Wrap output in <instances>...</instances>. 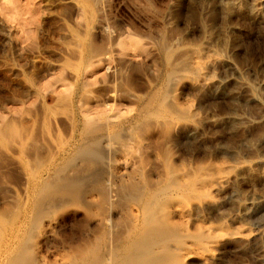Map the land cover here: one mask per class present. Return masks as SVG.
<instances>
[{"label": "rangeland", "instance_id": "374dc122", "mask_svg": "<svg viewBox=\"0 0 264 264\" xmlns=\"http://www.w3.org/2000/svg\"><path fill=\"white\" fill-rule=\"evenodd\" d=\"M146 200L144 264H264V0H0V251L128 264Z\"/></svg>", "mask_w": 264, "mask_h": 264}, {"label": "bare ground", "instance_id": "6f19581e", "mask_svg": "<svg viewBox=\"0 0 264 264\" xmlns=\"http://www.w3.org/2000/svg\"><path fill=\"white\" fill-rule=\"evenodd\" d=\"M92 124V123H91ZM94 125H96V124H94ZM95 129V128H94ZM102 141V140H101ZM94 143H95V141H94ZM95 145H97V144H95ZM21 147V146H20ZM94 147H96V146H94ZM90 148V147H89ZM90 150H92V149H90ZM93 151V150H92ZM91 151V152H92ZM90 152V151H89ZM94 152V151H93ZM84 153V152H83ZM94 153H97V152H94ZM94 153H91V155H93ZM83 155H86V153H84ZM89 155V154H88ZM94 156V155H93ZM91 157V156H90ZM96 157V156H95ZM94 158V157H93ZM99 158V157H98ZM262 162L261 161H257V162H255V164L256 165H259V164H261ZM103 164V163H102ZM31 165V164H30ZM251 165V164H250ZM248 167V166H247ZM74 169V168H73ZM99 169V168H98ZM245 172H246V170H245ZM30 173V172H29ZM95 173H97V172H95ZM219 173H221V172H219ZM219 173H217V174H219ZM261 173V172H260ZM31 174V173H30ZM172 177H174V176H172ZM176 177V176H175ZM31 178V177H30ZM56 178V177H55ZM100 178V177H99ZM110 178V177H109ZM217 180H219V181H221V180H223L224 179V177L221 175V174H219V175H217ZM55 180V179H54ZM110 180V179H109ZM182 180H184V179H182ZM227 180V179H226ZM229 180V179H228ZM90 181V180H89ZM171 181V180H170ZM62 182V181H61ZM64 182H66V181H64ZM174 182V181H173ZM183 182V181H182ZM224 182V181H223ZM79 183V182H78ZM226 183V182H225ZM80 184V183H79ZM175 184H177V183H175ZM32 185V184H31ZM65 185V184H64ZM66 185H68L67 183H66ZM72 185V184H71ZM75 185H77V183L75 184ZM192 185V184H191ZM45 187V186H44ZM74 187V186H73ZM141 187V186H140ZM139 188V187H138ZM189 188V187H188ZM33 189V188H32ZM74 189H76V188H74ZM105 189V188H104ZM114 189V188H113ZM169 190L170 189H172V187H169L168 188ZM182 189V188H181ZM77 190H79L78 188H77ZM157 190V189H156ZM174 190V189H173ZM186 190V189H185ZM184 190V191H185ZM33 191V190H32ZM75 191V190H74ZM135 191V190H134ZM142 191V190H141ZM178 191L180 192V189H178ZM187 191V190H186ZM26 192V191H25ZM79 192V191H78ZM135 192H137V191H135ZM171 192V191H170ZM193 192V191H192ZM74 193V192H73ZM77 193V191L75 192V194ZM80 193V192H79ZM79 193H77L78 195H79ZM173 193V192H172ZM103 194V193H102ZM159 194H160V192H159ZM166 194V193H165ZM168 194V193H167ZM166 194V195H167ZM116 195V194H115ZM160 195H162V194H160ZM165 195V196H166ZM105 196V195H104ZM149 196V195H148ZM159 196V195H158ZM158 196H156V198L158 197ZM168 196V195H167ZM162 197V196H161ZM163 197H164V195H163ZM162 197V198H163ZM47 198V197H46ZM135 198V197H134ZM133 198V199H134ZM141 198V197H140ZM159 198H160V196H159ZM159 198H157V200L159 199ZM165 198V197H164ZM163 198V199H164ZM32 199V198H31ZM69 199V198H68ZM117 199V198H116ZM41 200H42V198H41ZM153 200V199H152ZM156 200V201H157ZM26 204H27V206L29 205V182H27V193H26ZM147 201V200H146ZM148 201H150V200H148ZM145 202L144 204H143V206H142V224H140V225H142L140 228H141V230L143 231L142 232V234H141V236H140V238L138 239V240H133V238H132V242L128 245V247H127V252H128V254L125 256V261H128V262H123V263H128L129 264V262L132 264V262L133 261H139V262H142V264H144V260H142L143 258H142V256L141 255H145V254H142V253H147V252H149V254L151 253V251H153V250H151V249H153V248H151V238H157V239H159L160 241L161 240H163V239H165V238H167V237H169V236H172V235H174L175 233H174V231L173 230H170L169 228H167V226H166V220L165 219H159V218H157L156 216H154V214H153V212H154V210H152V202H155V201H152V202ZM56 202V201H55ZM58 202V201H57ZM158 202V201H157ZM160 202H161V200H160ZM42 203H44V202H42ZM41 203V204H42ZM159 203V202H158ZM34 204V203H33ZM23 205H24V203H23ZM22 205V206H23ZM47 205V204H46ZM157 205V204H156ZM20 206H21V204H20ZM21 206V207H22ZM40 207H41V205H39ZM44 206V205H43ZM19 207V206H18ZM31 207V206H30ZM29 210V209H28ZM25 212V211H24ZM32 212H34V211H32ZM36 213H38V212H36ZM35 213V214H36ZM136 213V212H135ZM27 214V213H26ZM140 214V213H139ZM39 215V214H38ZM16 216H18V215H16ZM24 217V216H23ZM26 217V216H25ZM36 216H34V218H35ZM140 217V216H139ZM37 218V217H36ZM129 220V219H128ZM127 220V223L129 222V223H131L130 221H128ZM132 220V219H131ZM123 221V220H122ZM141 221V220H140ZM31 222V221H30ZM124 222V221H123ZM33 223V222H32ZM114 223V222H113ZM30 224V223H29ZM28 224V225H29ZM123 224V223H122ZM132 224V223H131ZM130 224V225H131ZM134 224H135V222H134ZM138 224V223H137ZM32 225V224H31ZM34 225V224H33ZM140 225H136V228L137 227H139ZM129 226V225H128ZM1 227V226H0ZM19 227V226H18ZM115 227H116V225H115ZM124 227V226H123ZM126 227V226H125ZM212 227V226H211ZM211 227H207V229H211L212 230V228ZM30 228V227H29ZM122 228V227H121ZM133 228V227H132ZM127 229H128V227H127ZM214 229V228H213ZM1 230H2V228H1ZM135 230V229H134ZM133 230V231H134ZM216 230V229H215ZM116 231V230H115ZM123 231H125V230H123ZM17 232V231H16ZM15 232V233H16ZM21 232V231H20ZM28 233H29V231H27ZM137 232V231H136ZM138 232H139V230H138ZM126 233V232H125ZM135 233V232H134ZM1 234H2V232H1ZM119 234V233H118ZM117 234V235H118ZM16 235V234H15ZM114 235V234H113ZM233 235V234H232ZM232 235H231V237H232ZM119 236V235H118ZM137 236V235H136ZM154 236V237H153ZM13 237H14V235H13ZM24 237V236H23ZM110 237V236H109ZM132 237H133V235H132ZM134 237H135V235H134ZM100 238V237H99ZM251 238H253V237H251ZM256 238V237H255ZM1 239V238H0ZM19 239V238H18ZM98 239V238H97ZM101 239V238H100ZM119 239V238H118ZM131 239V238H130ZM22 240V239H21ZM115 240V239H114ZM13 241V240H12ZM18 242H19V240H18ZM21 242V241H20ZM20 242H19V244H20ZM25 242H27V241H25ZM98 242V241H97ZM116 242H117V240H116ZM127 243V242H126ZM19 244H17V245H19ZM99 245V244H98ZM25 246V245H24ZM111 246H112V244H111ZM127 246V245H126ZM126 246H125V248H126ZM19 247V246H18ZM17 247V248H18ZM20 247H21V245H20ZM19 247V249H17V254H15V252H14V248H12V244H11V242L9 241V242H7L5 245H4V247H3V249L0 251V264H18V261L19 262H21V260L22 259H19L20 258V253H18V250H20L21 248ZM109 247V246H108ZM108 250H109V248H107ZM111 249V248H110ZM160 251H165L167 254H169V252H168V249H167V247H166V245L164 246V245H160L159 246V248H158ZM157 249V250H158ZM107 250V251H108ZM23 250H21V252H22ZM80 251H82V250H80ZM186 251V250H185ZM187 252V251H186ZM82 253H83V251H82ZM122 253V252H121ZM153 253V252H152ZM198 253V252H197ZM19 254V255H18ZM80 254V253H79ZM114 254V253H113ZM112 254V255H113ZM120 254V253H119ZM186 254V253H185ZM24 255H25V253H24ZM24 255H21V256H24ZM81 255V254H80ZM80 255H79V257H80ZM112 255H110V256H112ZM121 255V254H120ZM26 256H28V254L26 255ZM26 256H25V258H26ZM114 256V255H113ZM116 256H117V254H116ZM136 256H141V260L140 259H135L136 258ZM188 256H189V254H188ZM30 257V256H29ZM109 257V256H108ZM166 257V256H165ZM164 257V258H165ZM115 258V256L113 257V259ZM118 258H120L119 256H118ZM153 258H155V257H153ZM153 258H151V259H153ZM157 258V257H156ZM162 259V260H165V259ZM29 259V258H28ZM107 259V258H106ZM105 259V260H106ZM109 259H111V258H109ZM112 259V260H113ZM117 259V258H116ZM135 259V260H134ZM150 259V258H149ZM148 259V260H149ZM150 259V260H151ZM26 260V259H25ZM94 260H96V259H94ZM105 260L103 261V262H105ZM121 260H123V259H121ZM121 260H119V261H121ZM108 260H106V262H107ZM117 261V260H116ZM155 261V260H154ZM32 263V260L31 261H29L28 263ZM109 263H110V261H108ZM160 262V261H159ZM136 263V262H135ZM146 263H147V261H146ZM145 263V264H146ZM149 263V262H148ZM21 264H25V262L24 263H21ZM88 264H103L101 261L99 262V261H94V262H90V263H88ZM137 264V263H136ZM140 264V263H139Z\"/></svg>", "mask_w": 264, "mask_h": 264}]
</instances>
